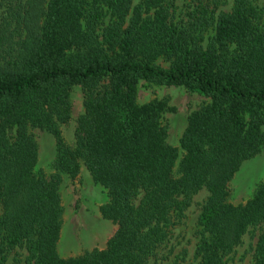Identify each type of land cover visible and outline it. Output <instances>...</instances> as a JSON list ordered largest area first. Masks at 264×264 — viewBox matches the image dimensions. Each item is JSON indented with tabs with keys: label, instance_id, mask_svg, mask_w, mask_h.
Listing matches in <instances>:
<instances>
[{
	"label": "trees",
	"instance_id": "16d2710c",
	"mask_svg": "<svg viewBox=\"0 0 264 264\" xmlns=\"http://www.w3.org/2000/svg\"><path fill=\"white\" fill-rule=\"evenodd\" d=\"M258 1L198 0L181 18L175 0L0 1V264L19 249L27 264H163L201 191L197 264H227L246 233L257 236L253 264H264V181L230 201L236 173L264 146ZM143 80L208 99L188 116L182 153L163 121L176 108L140 103ZM75 85L84 111L71 145ZM31 128L54 136L56 170L75 179L84 165L107 192L101 211L117 230L103 249L60 255L61 175L37 168Z\"/></svg>",
	"mask_w": 264,
	"mask_h": 264
},
{
	"label": "rangeland",
	"instance_id": "374dc122",
	"mask_svg": "<svg viewBox=\"0 0 264 264\" xmlns=\"http://www.w3.org/2000/svg\"><path fill=\"white\" fill-rule=\"evenodd\" d=\"M1 1V0H0ZM139 0H135L137 3ZM198 0H175L179 18L191 9ZM231 2V1H230ZM258 5L264 8V0H259ZM221 9L230 10V4ZM1 10V7H0ZM162 65L168 64L162 62ZM139 101L146 103L155 98L169 102L176 111L164 113L163 121L168 127V142L179 149L180 139L188 124L189 114L203 105L208 99L203 95L188 90L184 87L166 86L141 81L139 83ZM84 94L82 86L75 85L71 90V119L63 127L64 136L71 145L75 143V128L77 118L84 111ZM39 144V162L37 168L42 170L47 177L55 174L61 175L60 190L64 205L63 225L58 250L62 257L79 256L94 248L103 249L109 238L116 232L117 224L106 218L101 211L108 201L105 189L96 183L87 168L82 165L79 175L73 179L66 173L55 169L56 141L54 136L39 128H31ZM264 181V146L262 151L254 158L246 161L236 173L230 184V201L240 204L248 200L258 183ZM207 196L206 191H201L194 197L191 206L186 210L184 218L173 229L169 244L163 249L168 259L163 264H197L195 249L198 243L197 221L201 204ZM257 236L246 233L243 241L230 255L227 264H253L254 248ZM26 252L18 250L7 264H27Z\"/></svg>",
	"mask_w": 264,
	"mask_h": 264
}]
</instances>
